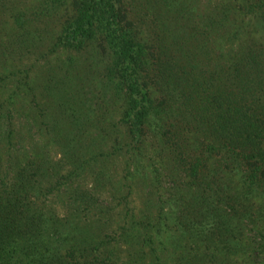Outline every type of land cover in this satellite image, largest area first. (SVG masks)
I'll list each match as a JSON object with an SVG mask.
<instances>
[{
	"label": "trees",
	"instance_id": "obj_1",
	"mask_svg": "<svg viewBox=\"0 0 264 264\" xmlns=\"http://www.w3.org/2000/svg\"><path fill=\"white\" fill-rule=\"evenodd\" d=\"M209 1L0 0V264H264V0Z\"/></svg>",
	"mask_w": 264,
	"mask_h": 264
},
{
	"label": "rangeland",
	"instance_id": "obj_2",
	"mask_svg": "<svg viewBox=\"0 0 264 264\" xmlns=\"http://www.w3.org/2000/svg\"><path fill=\"white\" fill-rule=\"evenodd\" d=\"M28 2H30V0H28ZM210 4H212V1L210 0L209 2H206L205 4H202L201 5V8H206V6L208 7ZM197 7V6H196ZM50 35L49 34H47L46 33V35H42V38H41V42H39V43H41L40 45H39V48H37V53H35L34 55H30L29 56V58H28V60H27V58H24L23 59V61L21 62V64H20V66H25L27 63H32L33 64V67L35 68V69H38L40 72H39V74H38V76H37V78H38V81L41 79V77H42V70L41 69H43V66H42V59H41V57H40V55H39V53H46V51H47V47H48V37H49ZM47 56H48V61H53V60H55V61H57L56 59L59 57L58 55H57V53H55V54H52V55H49V54H47ZM38 59V60H37ZM13 65H14V63H13ZM15 66V65H14ZM23 66V67H24ZM5 68H7V67H5ZM0 71H2L1 69H0ZM37 91L38 90H36V92L35 93H37ZM29 91H28V100H29ZM42 100H44L45 101V99H42ZM23 108H25L23 105H21V109H23ZM37 113H35V111H34V108H33V106L30 104V105H28V117H34V119L36 118V119H38V117H37V115H36ZM31 118V119H32ZM21 121H22V119H21ZM31 121V120H30ZM104 121H105V123H109V122H112V120L111 119H109L108 118V116H105L104 117ZM36 124V123H35ZM31 125H33V124H31ZM30 124H28V146L29 145H34V144H36V145H40V144H42L43 143V141H44V137H46V133L43 131V130H36L33 126H31ZM48 135H51V134H48ZM107 145V144H106ZM147 145V144H146ZM49 148H48V150H47V157L48 158H50L51 160H57L58 159V157H59V153H58V151H57V149H56V147H54V146H48ZM147 150L149 151V146L147 145ZM115 159L113 158L112 160H110L109 158H106V160L104 161V164L105 165H107L106 166V171H107V173L109 174V175H111V173H115V174H117V172H118V170H119V165H118V169H117V165H116V167H115V169H116V171L115 170H112V165H115ZM98 162V161H97ZM96 162V163H97ZM99 164V163H98ZM103 164V163H102ZM93 168V167H92ZM64 171V170H63ZM142 178L141 177H132V180H131V182L133 183V185H135V184H137L138 185V190L135 192V194L133 195V204H135L136 206H138L139 205V202H141L144 198H146L145 196H147L146 195V191H147V189L146 188H144L143 186H141V184H142ZM83 182H85V184H89V185H93V180H92V178L90 177V176H87V177H84L83 178ZM108 187V186H107ZM155 189H152V191H154ZM161 190V189H160ZM105 194L109 197V192H107V191H105L104 193H103V197H105ZM154 196H156V194H154ZM113 204H109V206H112ZM111 223L112 222H110V225H111ZM121 250V253H120V257H122V259H121V261H123V264H128L127 262H126V260L123 258V252H122V249H120ZM167 255V254H166ZM124 259V260H123Z\"/></svg>",
	"mask_w": 264,
	"mask_h": 264
}]
</instances>
